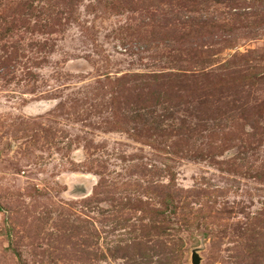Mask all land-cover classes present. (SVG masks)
Wrapping results in <instances>:
<instances>
[{"label": "rangeland", "instance_id": "rangeland-1", "mask_svg": "<svg viewBox=\"0 0 264 264\" xmlns=\"http://www.w3.org/2000/svg\"><path fill=\"white\" fill-rule=\"evenodd\" d=\"M264 264V0H0V264Z\"/></svg>", "mask_w": 264, "mask_h": 264}, {"label": "water", "instance_id": "water-1", "mask_svg": "<svg viewBox=\"0 0 264 264\" xmlns=\"http://www.w3.org/2000/svg\"><path fill=\"white\" fill-rule=\"evenodd\" d=\"M192 264H200V257L197 252L192 254Z\"/></svg>", "mask_w": 264, "mask_h": 264}]
</instances>
